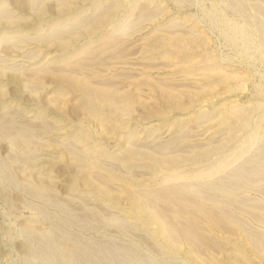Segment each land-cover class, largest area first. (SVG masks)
<instances>
[{
	"label": "rangeland",
	"instance_id": "rangeland-1",
	"mask_svg": "<svg viewBox=\"0 0 264 264\" xmlns=\"http://www.w3.org/2000/svg\"><path fill=\"white\" fill-rule=\"evenodd\" d=\"M0 264H264V0H0Z\"/></svg>",
	"mask_w": 264,
	"mask_h": 264
}]
</instances>
